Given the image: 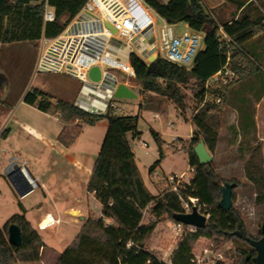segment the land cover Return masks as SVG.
I'll list each match as a JSON object with an SVG mask.
<instances>
[{
    "label": "trees",
    "instance_id": "16d2710c",
    "mask_svg": "<svg viewBox=\"0 0 264 264\" xmlns=\"http://www.w3.org/2000/svg\"><path fill=\"white\" fill-rule=\"evenodd\" d=\"M86 2L87 0H0V45L22 42L32 44L42 37L54 39L63 33ZM144 2L169 24H185L205 35V50L198 55L191 71L162 59L149 65L135 55L131 59L141 92L168 99L184 111L187 99L184 89L190 87L198 102L190 121L193 134L188 150L189 166L195 173L190 184L181 185L180 190L185 201H189V198L198 199L212 209V215L204 229H198L196 233L184 238L171 260V264H195L193 249L202 238L216 240L218 237H237L248 243L249 237H246L240 213L234 206L229 211L218 207L222 199V186L234 185V205V191L240 184L236 180L222 181L213 167V161L201 164L194 154V148L203 141L208 152L214 156L230 90L239 82L260 72L245 52L244 45L264 33V16L256 20L243 16L230 24L220 25L205 9L202 0H171L168 4H162L158 0ZM46 4L54 11L53 23H44ZM228 55L230 68L237 80L229 86L211 89L210 98L204 103L205 84L224 67ZM7 85L6 76L0 72V88L6 90ZM216 99H220V103L213 102ZM23 101L47 115L57 117L63 123L64 130L59 135L58 142L66 148L77 142L83 127H94L103 120L108 122L105 140L86 185V191L94 194L101 206V216L87 219L75 241L55 264H165L145 248L156 230L157 221L143 224V212L151 207L155 218L168 217L170 221L177 223L174 216L183 214L184 209L177 194L168 193L155 199L143 183L128 139L129 135L132 140L141 135L138 130L139 117L118 116L112 111L90 115L66 101L53 104L50 95L38 90L28 92ZM151 134L160 154V159L150 169V174H153L164 159V153L159 135L153 130ZM244 176L254 187L255 204L264 205L263 144H258L246 161ZM11 225L17 226L21 231L22 242L19 247L8 242ZM87 247L91 248L87 252L89 257L83 252ZM42 248L43 240L39 231L31 226L24 215L13 216L4 229L0 228V264H16L18 261L23 264L38 263ZM255 253L254 249L253 256ZM253 256L250 255L247 258L249 261L245 262L255 264Z\"/></svg>",
    "mask_w": 264,
    "mask_h": 264
},
{
    "label": "rangeland",
    "instance_id": "374dc122",
    "mask_svg": "<svg viewBox=\"0 0 264 264\" xmlns=\"http://www.w3.org/2000/svg\"><path fill=\"white\" fill-rule=\"evenodd\" d=\"M142 2L144 1L142 0ZM258 4L264 10V0H258ZM151 12L155 16V12L152 9ZM157 25L161 26V21L158 18ZM173 27L178 36H183L187 32L185 24H177ZM204 45L201 48L202 51L205 48ZM39 47L40 40L32 44L22 42L12 45H0L1 70L6 72L7 76L9 75L12 79L8 94L10 96L8 104L14 103L19 99L23 84L17 78L18 72L27 73L32 64L37 62ZM114 72L120 82H124L121 73L118 71ZM261 79L264 82V75L261 76ZM245 80L239 83L242 84ZM245 84L248 85H245L246 90L244 91L246 93L241 92L238 95L239 92L233 91V95H230L231 102L228 101V103L232 104V107H226L223 113L217 149L213 156V167L222 181L230 182L236 180L240 184L234 191V209L243 218L246 237L260 239L261 227L264 224V205L257 206L255 204L254 187L244 176V165L258 144H263L264 159V117L260 116L257 123L250 120V116L256 113V107L253 96L251 97L248 94L252 93L253 95L250 90L252 86L255 87L256 91L258 90V93L261 92L262 88H260L261 85L257 80L247 81ZM132 85L136 84L133 83ZM83 87L82 83L67 75L36 73L34 70L29 79L27 89L29 93L36 90L45 92L52 97L53 104L66 100L75 105ZM133 92L137 96L134 99L114 100L116 107L121 109V112H115L114 114L139 117L138 130L141 133V141L133 142L131 135L128 136V139L138 157V167L143 181L151 195L155 199H159L163 195V191L168 187L167 180L171 174L181 175L186 172L187 176H185L184 182L191 181L193 177L188 171V150L192 138L189 137L192 131L190 121L194 110L198 106V102L190 87L184 89L187 96L186 110L184 111L168 99L152 93L141 92V88L138 86ZM244 93L245 95L243 96L242 94ZM3 99V90L0 88V101ZM21 99H23V96L19 101ZM19 107L16 106L14 108L15 116L25 115L42 124L45 123L48 127L53 124L49 119L51 116L47 115V117H44L39 115L37 108H34V111L30 110L24 102ZM232 108L238 111L237 115L232 114L234 111ZM170 123L173 125L172 127L169 126ZM56 124L55 126L61 125L60 122ZM18 128L17 122L11 120L5 128L7 130L6 134L8 135L10 131L16 132ZM104 128L108 131V122L106 120L99 122L95 128L85 126L79 140L70 148L58 143L76 160L82 162L88 168H93L107 134V132L104 133ZM151 130L160 135L163 153L165 154L160 166L153 174H150V169L160 159V154ZM174 138H179L180 140L174 141ZM2 140L0 139V145H2ZM3 156H5L4 158L7 161L14 157L11 154H3L0 151V160ZM41 162L40 165L36 166L38 171H33L30 167H27L32 179L37 180L38 187L24 197H20L16 192L11 193L12 196L8 195L5 191L6 188H3V182H0V190L2 191L0 194V228L4 229V226L13 216L24 215L31 226L39 231L43 240V248L40 250L41 260L34 264H55L64 251L75 241L87 219L100 218L101 210L99 214L97 203L86 194L83 188L87 179L85 173L77 169L70 160L53 148L48 147L45 155L46 163ZM8 164L10 163L7 162ZM19 166L21 168V161ZM5 173V169L0 171V175L5 176ZM42 182L47 185H53H50L51 189L54 190L56 188L57 191L60 188L62 189V185L67 182L69 189L73 188V186L69 185L78 184L82 188L77 189L76 196L79 197V201L76 204L74 202L72 204L70 203L72 200H68V203L61 202V204L64 208L72 207L79 209L80 212L76 211L73 213L72 216L74 218L72 219L69 215L63 213L62 222L58 224L47 225V222L42 223L43 219L41 221L38 220L40 213L49 209L48 206L51 204L50 201L54 198V195L60 199V193L57 191L55 192L48 188L49 192L46 193L47 189H43ZM23 206L27 211H25ZM151 210V207L146 210L143 224H149L155 219L157 227L150 240L146 243L145 248L161 262L171 264L180 239L173 231L174 223L168 217L155 218ZM90 250L91 248L89 247L85 248L83 251L84 255L89 257L87 252H90ZM253 250L254 248L246 241L237 237H218L216 240L202 238L195 245L193 254L195 264H247L245 261L248 262L249 259L247 258L250 255L253 256ZM256 254L253 256L254 258ZM16 264L23 263L18 261Z\"/></svg>",
    "mask_w": 264,
    "mask_h": 264
},
{
    "label": "built area",
    "instance_id": "2783aa9c",
    "mask_svg": "<svg viewBox=\"0 0 264 264\" xmlns=\"http://www.w3.org/2000/svg\"><path fill=\"white\" fill-rule=\"evenodd\" d=\"M157 18L161 21V26L157 25ZM43 20L44 23L55 21L54 11L47 4L44 7ZM173 26L175 25L169 24L156 13L154 16L142 0H87L62 34L54 39H40L35 72L62 74L76 79L84 86L77 100L78 105L97 111L105 106L109 92L118 85L124 84L132 91L137 86L140 87L131 64L134 55L148 65L155 56L156 60L162 59L186 71L192 70L205 44V35L185 25L187 32L178 36ZM93 68L100 70L101 78L98 82L89 78V72ZM114 71L121 73L124 82H120ZM236 80L237 76L230 68L228 55L224 67L206 82L204 103L209 100L211 89L229 86ZM133 83L137 86L132 85ZM114 100L116 99L112 97L106 112H121ZM220 101L213 100L216 103ZM169 126L173 125L170 123ZM179 140L174 138V141ZM11 168L14 169L15 165ZM21 170L23 173L27 172L25 164ZM188 171L192 175L195 173L190 166ZM185 176L186 172L181 175L171 174L167 180L168 187L160 198L168 193H175L182 202L184 214L191 213L192 208L196 207L198 213L208 222L212 215L210 207L195 198H189V201L183 199L181 185L190 184V181L184 182ZM30 184L34 189L38 187L37 180L32 178ZM145 212L146 210L143 215ZM44 222L50 225L58 224L60 220L46 215L42 223ZM152 222L155 223L156 220ZM197 230L180 223H174L173 227L175 235L180 239L179 244L188 234H194Z\"/></svg>",
    "mask_w": 264,
    "mask_h": 264
},
{
    "label": "crops",
    "instance_id": "0c3cea01",
    "mask_svg": "<svg viewBox=\"0 0 264 264\" xmlns=\"http://www.w3.org/2000/svg\"><path fill=\"white\" fill-rule=\"evenodd\" d=\"M143 1H146V0H143ZM158 1L162 4H168L171 0H158ZM202 3L204 5L205 9L214 16V18L216 19V21L220 25L221 24L222 25L223 24H230L232 21H236L243 16H247L252 20H256V19L260 18L261 16H264V10H262L260 8V5L258 4V0H202ZM7 45H12V44H7ZM204 50H205V48H204ZM244 50L248 54V56L250 58H252V60L258 66L260 72L257 73L256 75H254L253 77L245 80L244 82H242V84L239 83L236 86H234L233 88L234 89L236 88V89L234 90L232 88L230 90L229 95H228V101L231 100L230 95L233 93V91L239 92L238 93V95H239V94H241V92H245L244 91V90H246L245 87L248 86L245 84L247 81H253V80L256 81L257 80L258 83L261 85V87L259 86L260 88H262L261 92L258 93L257 92L258 90L256 91L255 87L252 86L250 90L253 92V95H252V93H248L251 97L253 96L252 98H254V105L256 107V111H255L256 113H254L253 115L250 116V120L257 123L260 116L264 117V84H263L264 82L261 79V76L264 75V33L253 38L249 42H247L244 45ZM35 67H36V62H34L32 64L30 70L27 73L26 72L25 73L24 72H18L17 78H18V80L20 79V82L22 81L21 84H23L19 99L22 96L24 99L25 95L28 93V89H27L28 82H29V79H30L33 71L35 70ZM1 69H2V67H0V72L6 76V78L8 80V85H7V89L3 90L4 99L2 101H0V139H3L2 145H0V151L3 154H11L12 156H14V157L10 158L9 161H7L6 158H4L5 156H3V158L0 160V171H3L4 169L6 171L5 176L0 175V182L1 181L3 182V188H6V190H5L6 193H8V195L12 196L11 193L15 192L14 188L12 187L11 183L9 182V180L7 178V172L9 171V169L14 165L18 166L20 168L19 162L21 161L22 165L25 164L26 170H27V167H30L31 170L38 171V169H36V166L40 165L42 163L41 161H43L44 164L46 163L45 162V155H46V149L48 147L53 148L56 152L63 155L66 159L70 160L77 167V169H80L82 172L85 173L87 179L85 180V184H84L83 188L86 191V185H87L88 180H89V173H90V171H92L93 168L86 167L82 162H80V161L76 160L74 157H72L70 155V153H67L64 150V148L60 147V144L58 143V137L62 133V131L64 130L63 123L57 117L51 116L49 119L52 121L51 123H53V124H51L48 127L47 125H45V123L42 124L39 121H37L35 119H31L28 116H25V115L20 116V117L15 116L14 115V108L16 106L19 107L20 105H23L24 101H23V99H21L20 101L18 99L14 103L8 104V98L10 97L8 94H9V90H10V86H11L10 84L12 82V79L9 77V75L7 76L6 72L2 71ZM40 92H42V91H40ZM245 93L242 95L244 96ZM258 100H260V101H258ZM66 102H68V101H66ZM230 102L229 103L227 102L226 107H228V108L232 107V104ZM17 103H18V105H17ZM26 105L30 110H33L35 108V107L30 106L28 104H26ZM233 110L234 111L232 112V114L234 113L237 115L238 111L236 109H233ZM37 111H38L39 115H43L44 117H47V114L39 111L38 109H37ZM11 120H15L17 122V124L19 125V128L16 129V132L10 131V133L7 135L6 134L7 130H5V128H6L7 124L10 123ZM59 122L61 125L55 126V125H57L56 123H59ZM96 126H94L92 128H95ZM83 132H84V127H83L82 134H83ZM106 132H107V129L104 128V133H106ZM192 134H193V132L191 131V134L189 137H192ZM159 137H160V135H159ZM137 141H141L140 136L138 138H136L135 140H133V142H137ZM130 144H131V142H130ZM131 148H132V151H133L134 156H135L136 166L139 170L138 157H137L136 152L134 150V147H132V145H131ZM162 151H163V149H162ZM42 156H43V159H42ZM164 157H165V154H164ZM7 162L10 164L7 165ZM139 172H140V170H139ZM28 175L30 176L29 173L27 174V176ZM143 183H144L147 191L151 195V193H150L149 189L147 188L144 181H143ZM50 185H47V184L42 182L43 189H47L46 193L49 192L48 188L50 190H52L51 186H53V185H51V186ZM62 186H63L62 189L60 188L59 191H57L56 188L54 190H52V191H55V192L57 191L58 193H60V199H58L54 195V198L50 201L51 204L48 206L49 209H46L45 212L42 211V213H40L41 215L38 216V220L41 221L42 219H44V217L46 215H52V217L54 219H58V220H60V222H62V214L63 213L65 215H69L70 218L72 219V218H74L72 216L73 213H75L76 211L80 212L79 209H75L72 207H69V208L65 207L64 208L63 205L61 204V202H67L68 203V200H72V202H70V203L73 204V202H74V204H76V202L79 201V197L76 196L77 191H78L77 189L81 188V187L78 184L73 183V185H69V186H73L74 189L73 188L69 189L68 188V182ZM1 193H2V191L0 190V194ZM86 194H88L91 198H93L94 201L97 203L96 204L97 210L100 214L101 206H100L99 202L95 199L93 194H90L87 191H86ZM152 197H154V196H152ZM24 209H25V211H27V209L25 207H24Z\"/></svg>",
    "mask_w": 264,
    "mask_h": 264
},
{
    "label": "water",
    "instance_id": "95a60500",
    "mask_svg": "<svg viewBox=\"0 0 264 264\" xmlns=\"http://www.w3.org/2000/svg\"><path fill=\"white\" fill-rule=\"evenodd\" d=\"M113 32H115L113 30ZM156 61V57H152L150 62L153 63ZM89 78L94 81L98 82L101 78V73L98 68H93L89 72ZM114 97L115 99H134L136 98V94L124 84L118 85L114 90L109 92L108 100L105 106L100 110H89L82 106H79L78 103L74 105L76 108L90 114V115H101L106 112V108L111 100ZM194 154L198 158L201 164H207L213 161V157L208 152L205 144L201 141L195 148ZM7 178L11 183L12 187L14 188L15 192L20 196L24 197L31 192L34 191V188L30 184V181L22 172L21 168L15 166L14 169L10 168L7 172ZM234 185H225L221 189L222 199L218 204V207L224 211H229L233 207L232 203V194H233ZM174 219L177 223L183 224L185 226H192L197 229H204L207 225V220L204 216L200 215L197 211L196 207L192 208V212L188 214H178L174 216ZM261 234L262 238L260 240H253L248 238L247 241L251 247L256 250V257L254 258L255 264H264V224L261 227ZM8 242L15 246L19 247L22 242V235L20 229L15 226L11 225L8 230Z\"/></svg>",
    "mask_w": 264,
    "mask_h": 264
},
{
    "label": "bare ground",
    "instance_id": "6f19581e",
    "mask_svg": "<svg viewBox=\"0 0 264 264\" xmlns=\"http://www.w3.org/2000/svg\"><path fill=\"white\" fill-rule=\"evenodd\" d=\"M26 173H27V172H24V175L27 177V179H28L29 181H31V177H30L29 175L27 176L28 173H27V174H26Z\"/></svg>",
    "mask_w": 264,
    "mask_h": 264
}]
</instances>
